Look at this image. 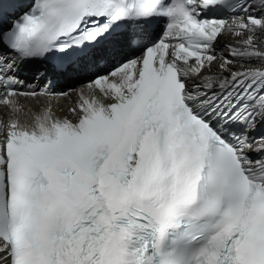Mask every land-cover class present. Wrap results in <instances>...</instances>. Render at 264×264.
I'll return each instance as SVG.
<instances>
[{"label": "snow or ice", "instance_id": "1", "mask_svg": "<svg viewBox=\"0 0 264 264\" xmlns=\"http://www.w3.org/2000/svg\"><path fill=\"white\" fill-rule=\"evenodd\" d=\"M0 108V264H264V0H0Z\"/></svg>", "mask_w": 264, "mask_h": 264}, {"label": "bare ground", "instance_id": "2", "mask_svg": "<svg viewBox=\"0 0 264 264\" xmlns=\"http://www.w3.org/2000/svg\"><path fill=\"white\" fill-rule=\"evenodd\" d=\"M22 69H25L27 71V73L25 75H21V77L23 79H27V81L29 82H34L35 84H39V83H43V78H45L46 80L48 79V75L51 74L52 72V66H49V64H44L42 65L40 62L38 63H29V64H26L22 67ZM85 78V74L84 73H78V74H75L74 76H71V77H68V76H58L56 80H53V82H55V86H57L58 83H60L61 80H72L73 83L72 84H69L68 87H76L78 86L82 81L84 80H80L82 78ZM66 87V88H68ZM54 88V86H53ZM63 88V87H62ZM62 88H57L55 89L54 91H62L64 89ZM27 103V102H25ZM60 104H64L65 101L61 100L59 102ZM3 109L0 108V112H2Z\"/></svg>", "mask_w": 264, "mask_h": 264}, {"label": "rangeland", "instance_id": "3", "mask_svg": "<svg viewBox=\"0 0 264 264\" xmlns=\"http://www.w3.org/2000/svg\"><path fill=\"white\" fill-rule=\"evenodd\" d=\"M80 80H85V78L83 77V78H82V79H80ZM67 84H68V83H66V84H63V83H58V84H57V87H56V86H54V88H53V89L55 90V89H57V88H62V87H63L62 89H64L65 87H68V86H69V85H67Z\"/></svg>", "mask_w": 264, "mask_h": 264}]
</instances>
